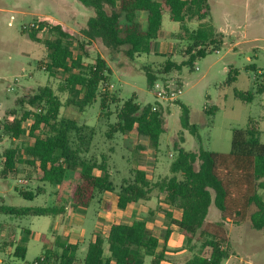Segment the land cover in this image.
<instances>
[{"label": "trees", "instance_id": "trees-1", "mask_svg": "<svg viewBox=\"0 0 264 264\" xmlns=\"http://www.w3.org/2000/svg\"><path fill=\"white\" fill-rule=\"evenodd\" d=\"M93 11L82 38L66 32L60 25L33 24L22 28V34L46 47L41 66L51 76L62 74L58 87L60 93H68L73 99L70 104L84 110L98 100L103 111L109 115L111 104L116 102L105 89L111 71L102 57L90 63L88 43L101 41L113 53H123L131 60L151 55L152 43L159 39L166 14L181 26V40L189 43L183 52L185 60L179 64L168 57L160 72L181 73L184 67L193 69L198 58L219 51L224 43L223 33L212 27L190 31L188 23L205 21L210 15L208 0H80ZM49 31L51 37L43 40L41 34ZM88 43H87V42ZM77 45L78 51H74ZM165 58V56H163ZM247 70L256 73L255 92L235 91V98L244 104H251L255 94L264 96V73L256 65ZM240 71L231 69L227 84L234 85ZM151 88L157 81L147 74ZM22 106H29L19 117L13 114L2 126L3 131L14 140L27 136L33 140L21 147L10 148L5 153L1 179H8L17 173L18 165L27 163L33 174L42 183L58 188L65 187L69 201L75 207L89 208L99 195L107 193L117 196V207L126 210L132 205L150 202L155 194L164 195L166 203L181 212L180 218L169 215L170 227L161 239L145 220L132 224L118 222L112 225L108 235L102 231L94 233L84 264H161L168 254L167 244L174 228L185 235L189 242L198 237L199 250L188 264H224L230 255L226 248L228 233L223 223L207 221L209 209L214 204L222 215L223 222L241 225L249 222L257 230L264 229V143L261 142L260 121L251 119L246 128L232 132L231 151L227 154L204 150H176L171 165L170 178L153 181L148 173L134 168L131 175L120 186L115 182L108 157L90 155L95 136L93 127L79 124L76 120L61 116L64 104L50 87L22 100ZM158 107L142 108L136 98L126 101L117 113V123L108 137L114 133L131 134L148 138L159 152L160 138L165 132L161 104ZM216 107L208 110L211 120ZM30 121L29 128L25 124ZM212 122V121H211ZM184 128L189 129L199 142L198 129L189 123L187 108L182 117ZM1 129V128H0ZM45 189L20 191L28 201H34ZM60 199V198H59ZM106 202L105 210L110 209ZM1 211L19 218L59 216L63 206L29 207L18 209L4 206ZM61 252L44 255L56 264H75L78 247L59 244ZM108 251V254L106 253ZM27 249L18 245L15 257L25 259Z\"/></svg>", "mask_w": 264, "mask_h": 264}, {"label": "rangeland", "instance_id": "rangeland-1", "mask_svg": "<svg viewBox=\"0 0 264 264\" xmlns=\"http://www.w3.org/2000/svg\"><path fill=\"white\" fill-rule=\"evenodd\" d=\"M53 1L22 0V13L16 14L14 19L7 13L0 15V173L8 149L33 142L27 134L20 140H14L5 134L3 124L12 119L14 113L21 117L24 111L30 109L27 105L22 106V100L38 94L45 87L52 88L62 100V117L94 128L90 155L97 158L101 155L108 157L112 176L118 186L131 175L134 168L146 171L153 181L170 178L171 165L179 148L196 152L202 146L207 151L229 153L233 130L246 128L251 119L260 121L261 142L264 143V96L255 94L251 104H244L235 98L236 90L255 92L256 73L247 70V67L256 65L258 71L264 73V0H208L209 17L205 21L190 24L189 30L212 27L216 32L226 30L228 36L219 51L196 59L193 69L184 67L181 73L160 72L161 65L168 56L181 64L185 60L183 52L189 46L188 42H182L180 38V24L173 22L169 14L165 15L162 27L167 35L165 39L152 43L151 55L131 60L123 53L111 52L101 41H86L88 61L94 63L100 56L106 60L111 71L105 89L115 97L116 102L111 104L109 115L102 110L100 100L84 110L70 104L73 97L58 91L64 79L62 74L51 76L45 71V67L39 65L46 55V47L22 34L24 27L47 23L50 26L60 25L66 32L82 38V32L93 11L86 8L80 0ZM4 2L10 4V1ZM3 4L0 3V6ZM173 34L176 36L171 39L170 35ZM41 37L45 40L51 35L49 31H45ZM74 51H78L77 45L74 46ZM231 69L239 70L240 75L237 82L229 86L227 82ZM148 73L157 81L180 83L183 94L178 101L167 103L158 100L149 84ZM134 97L142 108L158 107L157 103L162 106L165 132L160 138L159 152L148 138H138L128 133H114L111 138L108 137L111 128L118 121V111L126 101ZM213 107L217 111L211 120L208 110ZM184 108L188 110L190 125L198 129L200 142L183 126ZM29 126L30 121L25 124L26 131ZM20 180H25L26 183H21ZM65 187L58 188L40 182L26 162L18 165L17 173L8 179L0 178V264H33L49 249L61 252L62 248L58 245L75 241L71 236H76V239L82 237V242L77 246L76 264H84L93 233L98 227L107 235L111 220L131 224L135 221L133 213H137L138 219L145 217L150 229L163 237L170 224V218L166 214L176 212L175 208L171 209L168 204H163L166 203L165 197L158 194L154 195L151 202L141 203L132 210L117 209L108 216L110 218L106 217L105 225L98 220L99 215H105L100 207V200L104 195L98 196L95 204L88 209L75 207L67 213L65 211L66 214L59 215L63 221L60 225L57 224L56 216L19 218L1 211L4 206L23 209L60 205L57 196L61 190L65 193V199L68 197ZM41 188L46 192L38 195L34 201H28L18 193V190L36 193ZM66 201L64 200L66 206H69L70 202ZM143 204L148 205L150 211ZM65 220L68 222L66 226ZM207 221L223 223L228 233L226 248L230 259L224 264H264V229L257 230L249 222L241 225L223 222L221 211L214 204L209 209ZM43 235L45 240H42ZM18 244L27 249L24 260L15 257ZM177 247V254L170 252L164 263L188 264L198 252L200 242L198 237L189 242L185 235H181ZM151 261L150 257L146 259L147 264Z\"/></svg>", "mask_w": 264, "mask_h": 264}, {"label": "crops", "instance_id": "crops-1", "mask_svg": "<svg viewBox=\"0 0 264 264\" xmlns=\"http://www.w3.org/2000/svg\"><path fill=\"white\" fill-rule=\"evenodd\" d=\"M4 1H6V0H0V3H4L3 4V6H0V15L1 14H5V13H7V14H9L10 15V18L11 19H14L15 18V15L16 14H21L22 13V7H21V1L22 0H7V1H10V4H5V2ZM49 2L51 3H53L54 1L53 0H49ZM194 22H198V21H194ZM194 22H191V23H188V28H189V25L190 24H192V23H194ZM163 27V26H162ZM194 30H197V29H194ZM194 30H192V31H194ZM219 32L220 33H223V35H224V42H225V40H226V38H227V33H226V30H224V29H220L219 30ZM24 35V34H23ZM166 32L164 33L163 32V30H161V32H160V34H159V39L158 40H162L163 38L165 39V37H166ZM169 36V35H168ZM175 36L176 35H170V38L172 39V38H175ZM182 42H184L183 40H182ZM224 44V43H223ZM234 45H237V43L236 44H234ZM152 49H153V45H152ZM169 57V56H168ZM260 73V72H259ZM260 74H262V73H260ZM255 82H256V80H255ZM264 102V101H263ZM62 192L60 193V195L59 196H57V200L59 201L58 203L60 204V206H63L64 208H65V211H66V213H67V211H71L73 208H75V205L71 202V201H69V197H67L66 199H65V193H64V191L63 190H61ZM46 192V191H45ZM44 192V193H45ZM43 193V194H44ZM68 196V195H67ZM100 196V195H99ZM162 196H164V195H162ZM165 197V196H164ZM60 198V199H59ZM165 199V198H164ZM64 200H67L68 202H70V205L69 206H66V203L64 202ZM166 200V199H165ZM66 201V202H67ZM95 201H96V199H95ZM95 201L93 202L94 204H95ZM117 201H118V199H117V196L115 195V194H111V193H107V194H104V197L103 198H101V200H100V207H101V210L103 211V213L105 214V215H99L98 216V220H99V222H101V224L102 225H105L106 224V221H107V218H110V217H108V216H110V214L111 213H113V212H116V210L118 209V207H117ZM152 201V200H151ZM150 201V202H151ZM106 202H109V204H110V209L109 210H105V206H106ZM92 203V204H93ZM146 203H148V202H146ZM141 203H139V204H136V205H132V206H130L129 208H127L126 210H124V211H129V210H132V208L133 207H135V206H137V205H140ZM163 204H167V203H163ZM54 206H59V205H54ZM142 206H144L146 209H149V211H150V208L148 207V205H142ZM68 207V208H67ZM85 209V208H84ZM88 209V208H87ZM171 209H174L173 207L171 208ZM176 212H175V214H171V213H167L166 214V217L168 216L169 217V215H172V217L173 218H176V219H178V218H180V216H181V212L178 210V209H174ZM65 211H64V213H65ZM147 212V211H146ZM65 213V214H66ZM109 214V215H108ZM138 214L137 213H133V220H135V221H137V220H145L146 222H147V220H146V218L144 217V218H142V217H140V219H138L136 216H137ZM142 216H144V214L142 213ZM160 216H161V214H160ZM56 217H58L57 218V224H61V222H63L62 221V219H61V216H56ZM107 217V218H106ZM162 217V216H161ZM165 217V216H164ZM117 218V217H116ZM170 218V217H169ZM118 219V218H117ZM164 219V218H163ZM111 220V219H110ZM134 221V222H135ZM170 221H171V219H170ZM111 224H110V228H109V231H110V229H111V227H112V225L113 224H115V223H118V222H121V221H119V220H111ZM209 222V221H208ZM66 223L68 224V222H67V220H65V226H66ZM123 223V222H122ZM133 223V222H132ZM131 223V224H132ZM148 223V222H147ZM149 225V224H148ZM62 226V225H61ZM64 227V226H63ZM169 227H170V224H169V226L167 227V229H169ZM150 228V227H149ZM102 228L101 227H98L97 228V230H95L94 231V233L96 232V231H102L101 230ZM103 232V231H102ZM65 233V232H64ZM94 233H93V239H92V241L94 240ZM109 233V232H108ZM108 235V234H107ZM106 235V236H107ZM157 235V234H156ZM78 236V235H77ZM181 236V233H180V231L177 229V228H174V231H173V234H172V237H171V239L168 241V244H167V248H168V254L170 253V252H172L173 254H177V245H178V241H179V237ZM76 236H71V238H74L75 239V241H69V242H67V244H69V245H76V246H78V244L79 243H81L82 242V237L80 236L78 239H76L75 238ZM160 237V236H159ZM161 239L163 238V237H160ZM42 240H45V236L43 235L42 236ZM91 241V242H92ZM72 243H74V244H72ZM66 244V245H67ZM19 245V244H18ZM17 245V246H18ZM80 245V244H79ZM49 251H51V252H54L55 253V251H54V249H52V250H48L45 254H42L41 256H43V255H47V254H49ZM167 254V255H168ZM230 259V258H229ZM166 261V260H165ZM165 261H163L161 264H166V263H164ZM75 264H76V262H75Z\"/></svg>", "mask_w": 264, "mask_h": 264}, {"label": "built area", "instance_id": "built-area-1", "mask_svg": "<svg viewBox=\"0 0 264 264\" xmlns=\"http://www.w3.org/2000/svg\"><path fill=\"white\" fill-rule=\"evenodd\" d=\"M198 69V68H197ZM152 92L158 100L167 103H175L183 94L182 85L175 81H156L152 87ZM21 183H26L25 180H20ZM33 264H56L53 259L46 256H41Z\"/></svg>", "mask_w": 264, "mask_h": 264}]
</instances>
